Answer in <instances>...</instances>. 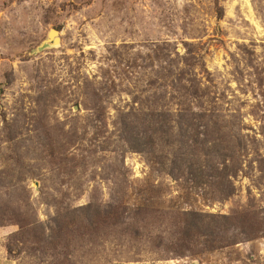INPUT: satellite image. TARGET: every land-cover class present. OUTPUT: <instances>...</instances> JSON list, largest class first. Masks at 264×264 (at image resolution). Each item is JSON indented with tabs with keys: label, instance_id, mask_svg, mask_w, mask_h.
Returning <instances> with one entry per match:
<instances>
[{
	"label": "rangeland",
	"instance_id": "rangeland-1",
	"mask_svg": "<svg viewBox=\"0 0 264 264\" xmlns=\"http://www.w3.org/2000/svg\"><path fill=\"white\" fill-rule=\"evenodd\" d=\"M194 263L264 264V0H0V264Z\"/></svg>",
	"mask_w": 264,
	"mask_h": 264
},
{
	"label": "water",
	"instance_id": "water-1",
	"mask_svg": "<svg viewBox=\"0 0 264 264\" xmlns=\"http://www.w3.org/2000/svg\"><path fill=\"white\" fill-rule=\"evenodd\" d=\"M60 38L56 30H50L46 39L40 44L39 49H52L59 46ZM195 264V263H194Z\"/></svg>",
	"mask_w": 264,
	"mask_h": 264
},
{
	"label": "trees",
	"instance_id": "trees-1",
	"mask_svg": "<svg viewBox=\"0 0 264 264\" xmlns=\"http://www.w3.org/2000/svg\"><path fill=\"white\" fill-rule=\"evenodd\" d=\"M169 116H170V114H169ZM160 117H162V119L165 118V117H163L162 115H161ZM162 125H163V127H161V128H162L163 130H164V128H165V129H166V132L170 129V128H168L167 125H165V124H163V123H162ZM161 133H164V132L161 131ZM164 134H165V133H164ZM175 159H181V158H180V156H173V159L170 161V170H169L170 173H171V166H174V168H176V169H179V167H180L179 165H177V164L174 163ZM173 163H174V164H173ZM199 169H200V168H199ZM191 216L195 217L194 214H192Z\"/></svg>",
	"mask_w": 264,
	"mask_h": 264
}]
</instances>
